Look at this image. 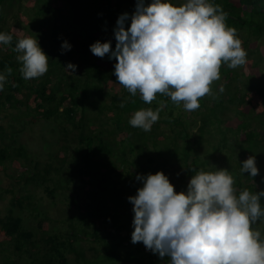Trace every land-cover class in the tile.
I'll use <instances>...</instances> for the list:
<instances>
[{"label":"trees","instance_id":"obj_1","mask_svg":"<svg viewBox=\"0 0 264 264\" xmlns=\"http://www.w3.org/2000/svg\"><path fill=\"white\" fill-rule=\"evenodd\" d=\"M5 1L0 0V23L5 22ZM137 2L138 0H27L26 7L32 13L25 14L27 18H23V11L20 10L18 17L22 22L38 29L36 34L40 46L49 57L47 73L29 80L21 75L22 65L17 61V53L14 51L18 40L26 37L22 32L24 29L17 33L9 27H0V32L13 36L10 45L0 44L5 50L0 60V72L7 75L6 69H12L11 75H7L4 90L0 91V116L3 110H16L24 113L22 121L29 118L47 121L59 119L76 131L71 139L75 145L73 163L67 161L72 168L65 172L61 167H48L43 173L37 165L27 169L21 164L22 159H29L26 146L11 148V144L4 139L5 131L0 125V172L5 170L8 162L26 168L23 180L44 188L52 200L62 196L67 207L74 212L68 219L69 231L65 234L62 230H59V234H48V255H37L32 258V264H69V253H75L84 260V264H153L145 251L124 252L123 241L127 238L117 231L128 230L134 217L133 204L129 203L127 206V202H124L130 193L126 189L127 185L131 188L135 183L141 182L136 180L141 171L145 175L157 173L159 167L155 165L156 155L164 154L167 162L181 161L188 182L181 181L182 186L179 188L182 190L178 192L187 190L190 178L195 174L192 169L205 172L227 169L234 178L237 195L243 190L251 193L264 191V119L261 118L264 113V69L261 67L264 64V45L245 48L249 52V61L235 69L222 64L221 79L212 83V93L200 98V107L190 113L184 110L182 103L177 105L163 94H157L151 104L141 100L139 94L132 96L117 82L114 75L117 61L109 59L107 55L104 58L96 56L92 64L94 69L88 68L86 72V78L93 80V84L87 80L84 85H78L74 82V72H62L65 62H72L78 54L88 60L90 45L97 40H111L112 48L115 49L116 22L121 14L134 13ZM211 2L227 13L226 21L235 19L239 22L234 28L242 41V47L250 44L251 34L263 37L264 0ZM146 3H151V0H146ZM173 3L176 5V0ZM130 23L129 19L127 26ZM238 27L242 30L249 29L248 38H240ZM72 32L76 33L75 38H72ZM64 40L72 48L62 54L61 45ZM243 66L246 68L241 71ZM221 85L224 89L222 92ZM92 91L101 101L98 105L99 114L107 117L98 115L93 119L86 118ZM122 101H126L123 108L120 107ZM161 103L163 108L160 118L153 127L165 123L172 132L170 137L167 134L158 135L153 128L145 132L130 125L129 120L135 111L149 107L155 110ZM230 113L234 114L231 118L227 116ZM111 120L115 122L112 123ZM211 128L218 129L220 139L217 143H212L202 157L198 149L203 144V137L211 133ZM108 138L118 140L120 147L113 150L108 148L104 143ZM181 140L185 143H181ZM61 146V150L69 149L68 145ZM146 154L148 161L145 162L142 159ZM253 155L260 169L256 177L241 171L242 162ZM132 156L136 159H132ZM52 173H56L54 178H51ZM51 180L54 182L53 187L48 185ZM69 188L77 189L79 194L73 195ZM14 201L18 202L16 208L0 220V244H14L18 252L26 255L31 251L30 248L36 250L38 247L37 231L31 229L20 197L16 196ZM260 203L264 208V197H261ZM43 208L34 209L37 212L35 219L41 218L38 231L41 229L49 233L52 231L49 217ZM252 228L260 231L261 238L264 239V217L255 221ZM85 242L92 245L94 253L91 258L76 249V246ZM6 264L14 263L7 260Z\"/></svg>","mask_w":264,"mask_h":264},{"label":"clouds","instance_id":"obj_2","mask_svg":"<svg viewBox=\"0 0 264 264\" xmlns=\"http://www.w3.org/2000/svg\"><path fill=\"white\" fill-rule=\"evenodd\" d=\"M226 19L227 13L211 0H185L182 5L138 0L134 13H123L116 22L115 49L111 40H97L90 51L117 61L114 75L132 96L139 94L151 104L163 94L190 113L200 107V98L212 93L222 64L235 69L246 63L242 41ZM12 40L11 34L0 32V44L10 45ZM71 48L64 40L62 54ZM14 51L25 80L47 73L49 57L37 38H20ZM65 68L74 72L77 65L69 62ZM6 73L11 75L12 69ZM7 75L0 72V91ZM162 108L163 103L155 110L139 109L129 123L151 131ZM192 171L187 190L181 192L163 171L136 176L143 186L128 197L134 213L131 242H143L154 254L168 257L167 264H264V239L252 228L264 217V191L243 190L237 195L227 169ZM241 171L251 177L259 174L254 155L242 162Z\"/></svg>","mask_w":264,"mask_h":264},{"label":"rangeland","instance_id":"obj_3","mask_svg":"<svg viewBox=\"0 0 264 264\" xmlns=\"http://www.w3.org/2000/svg\"><path fill=\"white\" fill-rule=\"evenodd\" d=\"M185 0H179L176 5H182ZM27 0L24 2L20 0H6L3 5V14L5 16V22L0 23V27H9L15 32H20L24 29V34L26 37L37 38L38 29L36 27L30 26L29 23L22 22L20 20V16L18 17V13L20 10L23 11V18H27L25 14H31L32 10L26 7ZM51 11H49L50 13ZM19 20V21H18ZM232 21H226V24H229L231 28L238 26V21L235 19H231ZM20 22V23H19ZM240 28V27H238ZM237 28V29H238ZM238 30V34L240 33V38H248L247 33L250 32L248 28ZM93 30H90L92 32ZM250 44H245L244 50H246L247 58L246 62L249 61V52L248 49L251 47H255L257 44L261 46L264 45V35L261 38L259 35H250ZM76 37V33L72 32V38ZM38 39V38H37ZM243 45V44H242ZM248 48V49H245ZM5 53V50L0 47V60ZM96 55H94L91 51L88 55V60L79 54L74 57L71 63L77 65V68L74 71L73 78L74 82L78 85H84L85 82L89 79L86 78V72L88 68H93V61L95 60ZM70 60L65 62V66L62 69L64 74H70V70H67L65 67L69 63ZM222 67V66H221ZM264 69V64L261 65ZM106 68V67H105ZM246 67H241V71ZM221 73V72H220ZM109 74V73H107ZM91 84H93V80H89ZM99 98V97H98ZM101 103L100 99H97L96 94L92 91V99L87 104L88 111L86 114L87 119H93L94 117L100 115L98 105ZM24 116V113H20L16 110H3L0 116V125L4 128L5 131V141L11 144V148L15 149L19 146H26L28 150L29 159H22L21 164L25 166L27 169H30L32 166H39L41 172H45V169L48 167L54 169L56 167H61L65 172L69 171L73 163V153L75 145L72 143L71 139L76 135V131L69 126L68 124H64L63 120L53 119V120H33V119H23L21 117ZM101 117L106 116L100 115ZM228 117H233L234 114L230 113L227 115ZM81 116H78L80 118ZM107 117V116H106ZM261 118L264 119V113L261 115ZM110 120V118H109ZM114 123V120H111ZM110 122V123H111ZM100 123V122H96ZM196 125V121L194 122ZM194 125V130L196 127ZM113 127V126H109ZM108 127V128H109ZM157 131V134H167L168 137L172 135L170 128L165 123H160L157 126L152 127ZM178 130H176L177 132ZM178 133V132H177ZM178 135V134H177ZM179 136V135H178ZM204 141L202 146L198 149L200 155L203 157L206 154V151L212 146V143H217L220 139V134L217 128H211V133L206 134L203 137ZM198 140V138H196ZM69 141V142H68ZM181 143H185L184 140L180 141ZM105 145L110 149H118L120 147V143L116 139H105ZM164 143V142H163ZM166 143V142H165ZM162 143H160L161 145ZM61 145H68L69 149L66 151L61 150ZM151 145V143H150ZM156 150V149H155ZM60 156V157H59ZM132 159H136L133 158ZM166 156L164 154L156 155V163L159 167L158 171H163L170 179L171 183L174 184L175 190L179 191L181 181L188 182V178H186V174L184 169L181 167V161L170 160L166 161ZM183 157V156H182ZM64 159L63 162H60V159ZM181 158V156L179 157ZM105 162L106 159H103ZM143 161H148V154L143 155ZM67 161H70L69 164ZM112 162H110L111 165ZM26 168L17 167L13 163H6L5 170L0 172V220L4 218L12 209H15L18 202L14 201L16 196L20 197L24 204V215L27 218L31 229L37 231V239H38V247L36 250L31 249L28 254L23 255L15 249L14 244L2 246L0 244V264H6L7 260L13 262L14 264H32L33 259L37 257H43L44 254L48 255L46 252L48 250L46 246V239L49 238V235L59 234V230H62L65 234L69 231V223L68 219L74 215L68 207L65 201H63V197L59 196L52 200L48 197L44 188L39 187L33 182L29 184L26 180L22 179V175ZM33 168V167H32ZM143 172L141 171L140 174ZM56 173H52L51 178L55 177ZM67 175V173H66ZM54 182L51 180L48 182V185L53 187ZM142 182H137L130 188V185H127V191H129V196H133L136 194L138 188L142 187ZM68 189V188H67ZM73 195L77 196L78 190L75 188H69ZM125 190V192H127ZM75 192V193H74ZM128 197L124 200L127 202V206L131 203L128 200ZM36 207H44L43 209L48 213L49 225L52 231L45 232L40 229L38 231V224L41 218L35 219V215L37 212L34 211ZM75 223V222H74ZM55 230V231H54ZM49 234V235H48ZM76 249L83 252L87 258L93 257L92 245L88 243H81L79 246H76ZM36 255H35V254ZM30 255V256H29ZM69 264H84V260L80 257L78 258L75 253L68 254ZM168 257H165V262L167 263Z\"/></svg>","mask_w":264,"mask_h":264},{"label":"flooded vegetation","instance_id":"obj_4","mask_svg":"<svg viewBox=\"0 0 264 264\" xmlns=\"http://www.w3.org/2000/svg\"><path fill=\"white\" fill-rule=\"evenodd\" d=\"M180 184H181L180 185V187H181L182 183H180ZM179 190H182V189L180 188ZM113 231H115V230H111V232H113ZM133 231H134V229H133L132 226H129L128 230L117 231L122 237L127 238V240L123 241V243H124V247H123L124 252H126L128 250H131V251L136 252V253H140V252L145 251L147 253V255H148L149 261L152 260L153 264H166L165 258H161V257H159L158 254H154L151 250L146 249V247L143 244V242H138L136 244H133L131 242V234H132ZM116 234L117 233L115 232L114 235L116 236ZM98 244H100V243H98ZM100 250H102V245H101ZM125 264H129V263L127 262Z\"/></svg>","mask_w":264,"mask_h":264}]
</instances>
